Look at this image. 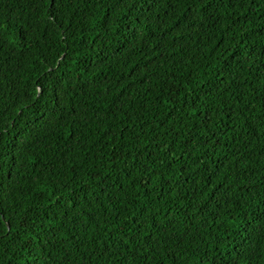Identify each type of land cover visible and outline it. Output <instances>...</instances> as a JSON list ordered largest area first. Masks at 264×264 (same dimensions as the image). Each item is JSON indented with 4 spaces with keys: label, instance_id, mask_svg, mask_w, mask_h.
Wrapping results in <instances>:
<instances>
[{
    "label": "trees",
    "instance_id": "1",
    "mask_svg": "<svg viewBox=\"0 0 264 264\" xmlns=\"http://www.w3.org/2000/svg\"><path fill=\"white\" fill-rule=\"evenodd\" d=\"M0 264H264V0H0Z\"/></svg>",
    "mask_w": 264,
    "mask_h": 264
}]
</instances>
